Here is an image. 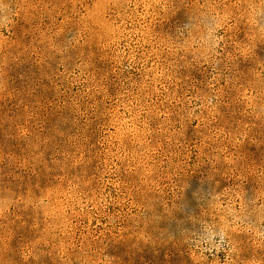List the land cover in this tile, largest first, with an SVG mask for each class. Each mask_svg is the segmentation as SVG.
<instances>
[{
    "label": "rangeland",
    "instance_id": "rangeland-1",
    "mask_svg": "<svg viewBox=\"0 0 264 264\" xmlns=\"http://www.w3.org/2000/svg\"><path fill=\"white\" fill-rule=\"evenodd\" d=\"M0 264H264V0H0Z\"/></svg>",
    "mask_w": 264,
    "mask_h": 264
}]
</instances>
